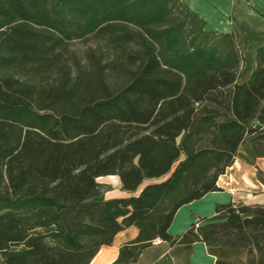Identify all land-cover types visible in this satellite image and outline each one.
<instances>
[{"label":"trees","instance_id":"1","mask_svg":"<svg viewBox=\"0 0 264 264\" xmlns=\"http://www.w3.org/2000/svg\"><path fill=\"white\" fill-rule=\"evenodd\" d=\"M92 38L85 61L68 49ZM243 64L234 33L206 30L183 0H0L2 264H88L130 225L111 264L157 238L264 264V205L218 203L168 232L180 206L220 190L241 143L264 156V44L238 81ZM106 175L129 194L105 197Z\"/></svg>","mask_w":264,"mask_h":264},{"label":"crops","instance_id":"2","mask_svg":"<svg viewBox=\"0 0 264 264\" xmlns=\"http://www.w3.org/2000/svg\"><path fill=\"white\" fill-rule=\"evenodd\" d=\"M183 1L204 20L206 30L234 33L244 56L237 80L245 81L255 67L256 49L264 44V0ZM258 169L264 171V156H257L249 141L241 143L232 164L218 176L220 190L207 192L180 206L174 213L168 232L180 235L196 220L212 217L218 203L232 201L250 206L264 205V185L257 178ZM117 187L118 195L105 197L129 194L120 189L119 181ZM137 234L138 228L134 225L118 231L111 244L102 245L88 264L113 263L118 258L120 247ZM246 259L244 247L207 245L199 240L175 244L160 240L143 248L133 264H246Z\"/></svg>","mask_w":264,"mask_h":264},{"label":"rangeland","instance_id":"3","mask_svg":"<svg viewBox=\"0 0 264 264\" xmlns=\"http://www.w3.org/2000/svg\"><path fill=\"white\" fill-rule=\"evenodd\" d=\"M97 45H98V40L92 38L87 40L74 41L68 45V49L71 50L72 52H75L82 61H85L84 58L85 52L88 51L89 49L96 48ZM98 181L102 183H108V184H102V190L104 196L119 194V190L117 187V182L119 181V179L116 175H106V178L104 177L98 178ZM146 182L147 180L144 183ZM47 230L48 228H37L33 232L41 233ZM0 264H2L1 259H0Z\"/></svg>","mask_w":264,"mask_h":264},{"label":"built area","instance_id":"4","mask_svg":"<svg viewBox=\"0 0 264 264\" xmlns=\"http://www.w3.org/2000/svg\"><path fill=\"white\" fill-rule=\"evenodd\" d=\"M160 241V239H154L153 241H152V243H158Z\"/></svg>","mask_w":264,"mask_h":264}]
</instances>
